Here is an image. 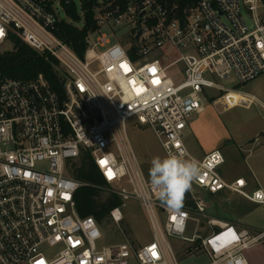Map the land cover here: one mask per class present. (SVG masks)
<instances>
[{
    "label": "built area",
    "instance_id": "2783aa9c",
    "mask_svg": "<svg viewBox=\"0 0 264 264\" xmlns=\"http://www.w3.org/2000/svg\"><path fill=\"white\" fill-rule=\"evenodd\" d=\"M71 2L0 0V50L14 34L54 58L65 77L63 96L43 74L0 83V264H180L168 237L201 240L210 264H248L245 250L263 242L264 231L251 235L210 218V234L200 235L196 226L192 237L186 232L190 222L198 226L207 218L203 191L228 189L260 204L264 192H247L244 179L227 182L221 150L194 156L184 131L192 114L204 112L208 90L225 92L223 98L230 93L217 79L244 84L264 74V0H197L182 8L176 0H97V29L83 56L55 33L60 18L53 5ZM242 7L252 15L251 27ZM104 26H127L130 41L110 45L99 34L92 42ZM134 117L153 128L166 154L186 152L202 165L188 191L192 207L172 208L158 199L128 147L127 122ZM84 153L122 200L141 202L151 242L137 248L125 235L98 246L102 224L82 217L75 199L86 183L71 169ZM110 217L117 225L125 219L121 207Z\"/></svg>",
    "mask_w": 264,
    "mask_h": 264
},
{
    "label": "rangeland",
    "instance_id": "374dc122",
    "mask_svg": "<svg viewBox=\"0 0 264 264\" xmlns=\"http://www.w3.org/2000/svg\"><path fill=\"white\" fill-rule=\"evenodd\" d=\"M72 1L75 3L77 13L82 15L80 23L82 25L84 23V13L82 9L83 0ZM52 9L60 19L68 20L65 4L55 3ZM95 12L99 14L98 11L95 10ZM241 14L245 23L251 27L253 25V19L250 12L245 7H242ZM223 20L228 22L226 18H223ZM99 34L107 35L111 42L110 45L122 43L130 37L127 26H121L114 30L110 26H104L99 33L91 36V41L95 42ZM128 41H130V39ZM98 50L100 51L103 49L98 48ZM181 79L182 78H180V80ZM217 81L228 88L230 93L223 98L225 92L215 89L208 90V96L204 99L206 111L202 114H192L184 131V140L190 152L194 156L200 157L203 155L201 141L194 135L192 124L194 122H200L203 125L201 126V130L204 131L205 134H207L209 130L207 127L216 124L221 129L219 131L225 128L232 134L233 138L228 143H233L234 139L236 147H231V149L234 150L233 152L236 156H240V158L243 159V156L238 151V144L251 140L255 137L257 132L264 130V74L244 84H238L233 81L223 82L218 79ZM213 98H222L217 102V107L212 102ZM126 134L129 141L128 147L137 155L140 166L145 176L149 179L148 171L151 166L152 158L166 155L159 138L150 125L140 124L136 117L129 119L127 122ZM76 162L77 161L73 162V164ZM76 165L77 164H75V167H77ZM123 185L128 186V183L123 182ZM113 190L114 188L111 186L103 187L101 189L102 198L106 199L113 193ZM202 193L206 202L209 204L206 211L207 218L200 217L203 225L200 224L197 226L196 223L190 222L186 232L187 237L193 236L195 226L200 235L204 236L210 234L207 226L208 219H223L226 214L232 213V202H228L225 198L219 200L215 195H211L209 192L203 191ZM122 202L120 207L125 219L119 225L115 224L110 216L103 220L100 226L102 238L97 242L99 247L120 242L124 240L125 235L137 248L153 240V230L150 225L149 217L141 202L136 198L122 200ZM123 204L125 205L123 206ZM158 216L161 226L164 227L165 217L161 216L159 211ZM167 240L175 250L180 264L209 263L205 256H199L203 253L202 249L191 251L190 248L194 247L192 243L173 237H168ZM193 254L194 256H189ZM133 259L134 258H132V260Z\"/></svg>",
    "mask_w": 264,
    "mask_h": 264
},
{
    "label": "trees",
    "instance_id": "16d2710c",
    "mask_svg": "<svg viewBox=\"0 0 264 264\" xmlns=\"http://www.w3.org/2000/svg\"><path fill=\"white\" fill-rule=\"evenodd\" d=\"M174 1L166 0L169 5H172ZM176 1L180 4L181 8L187 4H195L197 2V0ZM97 4V0L82 1L84 23L81 25L82 15L77 13L75 3L71 2L69 5H66L68 20L60 19L57 24L56 35L80 56H83L87 49L90 33L97 29L95 20ZM7 44L0 50V83L2 79L7 77L33 80L39 74H43L52 89L59 96H63L65 77L54 58L41 55L14 34H10ZM135 51L132 48V55ZM215 99L213 98L212 102ZM75 164H77V167H75ZM71 172L79 181L86 183V185L78 189L75 195L78 213L82 217L93 216L102 224L103 220L110 216L112 210L122 205V198L114 192L106 199L102 198L101 189L106 187L107 184L88 153H84L73 164ZM182 207H192V200L188 196V192L185 194ZM193 246V248H190L192 252L201 250V240H197Z\"/></svg>",
    "mask_w": 264,
    "mask_h": 264
},
{
    "label": "crops",
    "instance_id": "0c3cea01",
    "mask_svg": "<svg viewBox=\"0 0 264 264\" xmlns=\"http://www.w3.org/2000/svg\"><path fill=\"white\" fill-rule=\"evenodd\" d=\"M218 101H213L216 107ZM201 126L203 125L200 122L192 124V131L201 141L203 152V155L198 158L214 150H221L225 163L220 168V174L227 182L244 179L248 183L245 188L247 192L251 193L257 189L264 192V130L257 132L251 140L238 144L237 148L243 156L242 159L236 156L234 150L231 149V147H236L235 141L233 139V143H228L233 136L225 128L219 131L221 129L213 124L207 127L209 130L205 134ZM215 197L219 200L225 198L228 202H232V213L226 214L223 219H216L218 222L233 224L238 230H245L251 235L264 231V204L252 202L228 189L216 194ZM208 232H211L209 228ZM189 256H194V254ZM199 256H205L209 261L207 264H210V258L204 250ZM245 256L248 264H264V241L246 249Z\"/></svg>",
    "mask_w": 264,
    "mask_h": 264
},
{
    "label": "clouds",
    "instance_id": "9594fccd",
    "mask_svg": "<svg viewBox=\"0 0 264 264\" xmlns=\"http://www.w3.org/2000/svg\"><path fill=\"white\" fill-rule=\"evenodd\" d=\"M202 174V165L195 158H188L186 152L179 155L168 152L151 160L148 177L158 199L165 205L182 206L185 194L192 183Z\"/></svg>",
    "mask_w": 264,
    "mask_h": 264
},
{
    "label": "snow or ice",
    "instance_id": "6c2138e0",
    "mask_svg": "<svg viewBox=\"0 0 264 264\" xmlns=\"http://www.w3.org/2000/svg\"><path fill=\"white\" fill-rule=\"evenodd\" d=\"M0 34H2V30H0ZM153 71H154V69H153ZM154 83H157V81H154ZM101 163H102V164H106V161H101ZM108 175H109V177L111 178V176H112L111 171H109ZM239 183H243V181H239ZM258 195H259V194H258ZM233 239H235V236H234V235H233Z\"/></svg>",
    "mask_w": 264,
    "mask_h": 264
},
{
    "label": "water",
    "instance_id": "95a60500",
    "mask_svg": "<svg viewBox=\"0 0 264 264\" xmlns=\"http://www.w3.org/2000/svg\"><path fill=\"white\" fill-rule=\"evenodd\" d=\"M141 33H142V32H141V30H140V31L138 32V35H137V37H136V38H137V40L140 38V35H141Z\"/></svg>",
    "mask_w": 264,
    "mask_h": 264
}]
</instances>
